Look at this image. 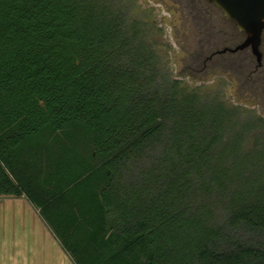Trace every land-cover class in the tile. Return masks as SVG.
<instances>
[{
    "label": "trees",
    "instance_id": "obj_1",
    "mask_svg": "<svg viewBox=\"0 0 264 264\" xmlns=\"http://www.w3.org/2000/svg\"><path fill=\"white\" fill-rule=\"evenodd\" d=\"M132 2L0 0V197L76 264H264V118L173 78Z\"/></svg>",
    "mask_w": 264,
    "mask_h": 264
},
{
    "label": "rangeland",
    "instance_id": "obj_2",
    "mask_svg": "<svg viewBox=\"0 0 264 264\" xmlns=\"http://www.w3.org/2000/svg\"><path fill=\"white\" fill-rule=\"evenodd\" d=\"M126 1H137L135 12L149 23L151 37L173 78L190 88L224 89L229 102L264 118V33L263 67L251 74L257 59L250 48L208 60L217 49L235 48L246 35L217 10L210 17L202 0ZM254 140L255 136L249 138ZM7 216L8 211H0V246L9 244L11 224Z\"/></svg>",
    "mask_w": 264,
    "mask_h": 264
},
{
    "label": "crops",
    "instance_id": "obj_3",
    "mask_svg": "<svg viewBox=\"0 0 264 264\" xmlns=\"http://www.w3.org/2000/svg\"><path fill=\"white\" fill-rule=\"evenodd\" d=\"M0 211H8L11 224L9 244L0 246V264H76L26 197H0Z\"/></svg>",
    "mask_w": 264,
    "mask_h": 264
},
{
    "label": "water",
    "instance_id": "obj_4",
    "mask_svg": "<svg viewBox=\"0 0 264 264\" xmlns=\"http://www.w3.org/2000/svg\"><path fill=\"white\" fill-rule=\"evenodd\" d=\"M217 5L225 16L236 22L238 28L245 33V40L235 48H227L222 52H237L250 48L258 64H262L261 51L264 32V0H208Z\"/></svg>",
    "mask_w": 264,
    "mask_h": 264
},
{
    "label": "flooded vegetation",
    "instance_id": "obj_5",
    "mask_svg": "<svg viewBox=\"0 0 264 264\" xmlns=\"http://www.w3.org/2000/svg\"><path fill=\"white\" fill-rule=\"evenodd\" d=\"M203 1V6L205 7V6H210V7H215V8H217V9H219L220 11H222L217 5H215L214 3H210L208 0H202ZM210 9V8H209ZM215 11V10H214ZM223 12V11H222ZM224 14V13H223ZM225 15V14H224ZM264 33V32H263ZM262 64H263V62H262ZM262 64L260 65V64H258L259 66H262Z\"/></svg>",
    "mask_w": 264,
    "mask_h": 264
}]
</instances>
